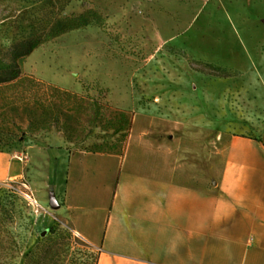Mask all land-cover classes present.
I'll return each mask as SVG.
<instances>
[{
  "label": "rangeland",
  "instance_id": "obj_1",
  "mask_svg": "<svg viewBox=\"0 0 264 264\" xmlns=\"http://www.w3.org/2000/svg\"><path fill=\"white\" fill-rule=\"evenodd\" d=\"M89 10L103 22L69 30L19 60L23 72L87 99L61 92L59 123L29 128L23 107L2 105L22 85H0V145L20 148L62 125L72 144L114 151L135 144L136 157L148 162L162 160L170 143L155 141L153 128L179 142L192 128L202 133L205 164L213 155L215 171L231 132L256 134L262 126L264 0H0V76L20 41ZM210 65L230 75L200 69ZM58 212L35 195L28 176L0 181V264H97V249Z\"/></svg>",
  "mask_w": 264,
  "mask_h": 264
},
{
  "label": "crops",
  "instance_id": "obj_2",
  "mask_svg": "<svg viewBox=\"0 0 264 264\" xmlns=\"http://www.w3.org/2000/svg\"><path fill=\"white\" fill-rule=\"evenodd\" d=\"M152 130L170 143L148 162L135 144L90 149L57 128L35 133L0 149V181L28 176L39 199L55 196L59 216L97 249V264H264V121L256 134H229L215 171L197 129L180 142Z\"/></svg>",
  "mask_w": 264,
  "mask_h": 264
},
{
  "label": "trees",
  "instance_id": "obj_3",
  "mask_svg": "<svg viewBox=\"0 0 264 264\" xmlns=\"http://www.w3.org/2000/svg\"><path fill=\"white\" fill-rule=\"evenodd\" d=\"M103 20L104 16L96 10H89L79 14L72 13L60 18L49 30L20 41L12 51L13 63L8 70V74L5 77L0 76V85L15 86L19 84L22 85L23 90L9 93L3 100V107L10 110L23 107L24 111L28 112L27 119L29 121V128H34L36 126H47L52 121L59 123L62 113L65 112L64 108L59 107L56 100L57 96H59L61 92H64V94L69 97L80 96L84 98L83 100L87 99L86 96L80 95L77 92L62 89L52 82L38 78L33 74L23 72L19 60L20 58L32 53L43 43L54 39L56 36L75 28L87 26L94 22L102 23ZM210 66V69H200L222 76L230 75V72L222 66ZM32 101H34V103ZM87 104L89 106H94V103L90 99L87 101ZM72 107L68 106V109ZM118 113V111H115V116ZM90 121H94V117H92ZM5 123L6 124L2 127L9 126L11 118H6ZM59 129L64 130L67 128L61 125L59 126ZM74 129L75 128L73 127V130ZM80 136L81 134H77V137ZM2 140L3 138H0V141ZM4 148L7 147L0 145V149Z\"/></svg>",
  "mask_w": 264,
  "mask_h": 264
},
{
  "label": "water",
  "instance_id": "obj_4",
  "mask_svg": "<svg viewBox=\"0 0 264 264\" xmlns=\"http://www.w3.org/2000/svg\"><path fill=\"white\" fill-rule=\"evenodd\" d=\"M51 202L54 207L59 206V203L57 202V198L55 196L52 197Z\"/></svg>",
  "mask_w": 264,
  "mask_h": 264
}]
</instances>
